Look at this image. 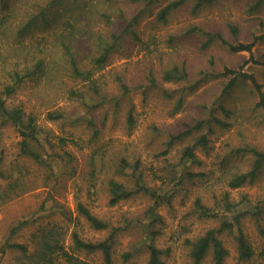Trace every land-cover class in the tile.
<instances>
[{
    "label": "rangeland",
    "instance_id": "374dc122",
    "mask_svg": "<svg viewBox=\"0 0 264 264\" xmlns=\"http://www.w3.org/2000/svg\"><path fill=\"white\" fill-rule=\"evenodd\" d=\"M49 1L53 0H0V22L4 19L0 25V89L23 62L31 64L44 57L51 69L47 75L26 77L6 100L8 105L22 104L36 116L40 132L32 146L44 161L22 153L17 127L0 121V264H32L43 228L52 229L59 244L81 260L104 264L99 250L74 249L72 233L98 240L105 238L111 227L118 228L112 246L114 264H145V231L151 207L159 216L154 223L159 230L154 243L164 250L163 259L167 264H191L187 238L217 228L224 217L220 210L217 216L201 215L194 200L200 198L217 210L215 202L226 189L238 203V226L254 254L249 260L238 257L234 224L232 231L224 229L218 234L228 250L223 263L264 264L259 255L264 245V165L252 181L237 188L228 186L234 174L250 168L251 148L264 150V106L258 104L259 92L249 77L239 76L232 87L223 89L235 72L242 71L253 74L264 95V36L256 40L251 51H232L226 43L249 42L264 34V0L253 9L250 7L257 0H212L196 12L183 5L164 20L156 13L167 0L143 6L146 11L135 24L138 39L126 36L107 64L94 72L95 83L105 98L97 93L68 98L69 88L84 90L90 84L70 77L66 55L60 56L55 36L66 27L68 15L78 9L72 0H54L42 16L41 8L47 7ZM87 1L107 7L113 14L118 5L133 14L139 3ZM110 2H114L113 8ZM34 14L38 15L34 22L17 34L20 25ZM107 21L96 14L90 28L109 32L112 24ZM122 26L121 21L119 29ZM210 32H218L225 42L216 36L203 47ZM90 44V38L74 43L82 68L91 67ZM173 65L183 66L187 78L164 81L162 71ZM225 67L235 72L224 73ZM150 71L154 83L149 79ZM122 83L128 88L126 92ZM49 112H60V116L50 118ZM128 114L133 117L131 128ZM217 118L222 122H217ZM198 120L203 125L194 129ZM191 127L190 132L166 146L171 135ZM201 134L208 138V146L196 145L197 160L187 165L198 174L179 178L177 170L184 167L179 163L182 150ZM167 148L168 152L163 153ZM123 157L130 165L139 160L146 184L155 189L158 199L138 192L109 203L110 178L134 185L132 168L127 174L118 169ZM79 202L106 220L109 227H91L78 210ZM225 214L233 222L234 213ZM18 223L8 238L9 230ZM6 241L24 244L26 249L11 247ZM128 251L129 257H123ZM57 260L66 264L65 257ZM200 264H213L212 250Z\"/></svg>",
    "mask_w": 264,
    "mask_h": 264
},
{
    "label": "trees",
    "instance_id": "16d2710c",
    "mask_svg": "<svg viewBox=\"0 0 264 264\" xmlns=\"http://www.w3.org/2000/svg\"><path fill=\"white\" fill-rule=\"evenodd\" d=\"M133 1L141 3L137 4V10L135 12H131L133 14H128L127 10L123 8L122 5H118L117 8L114 9L113 14L109 12V8L103 6L97 7L96 3H92L87 0L80 3L77 2V0H72V2L75 3L73 7H76L78 11L75 14L68 15L69 17H67L68 20H66V27L55 33V36L58 38L57 44H59V48L61 51L60 56H62V54L66 55V65L69 66L70 77H72L73 79H80L81 81H85L90 84L88 85V88L84 90L69 88L67 90L68 98L91 97L92 93H97L99 96L105 98L104 95L100 94L98 86L95 83L96 80L94 79V72L98 69H102L107 64V61L109 60L111 54L115 51V48L122 46L123 39L126 36L133 35L136 39H138L139 36L135 32V24L137 23L139 17H141V14L146 11L143 6L150 5L155 0ZM211 1L212 0H167V2L159 8L156 14L159 19L164 20L171 11L183 5H189L191 12H196L201 6ZM262 1L263 0H257L254 4L251 5L250 8L253 9L259 7ZM52 3H54V0L52 2L49 1L47 7L41 8L40 14H42V16L45 9L48 8ZM113 4L114 2H110V8H113ZM67 12L68 11L66 8V13ZM96 14L100 17H105L106 21H111L110 24H112V28L109 29V32L90 28V22L93 16ZM37 16L38 15L36 14L30 16L23 25H20L17 30V34H20L22 31H24V29H26L27 26L33 23ZM3 20L4 19H2V21L0 22L1 26H3ZM121 21L123 22V26L119 29ZM230 29L233 32H237V28L233 25H230ZM216 36L219 37V39H221L223 42H225L224 38H222V36H220L218 32H210L207 34L205 40L202 43V46L205 47L209 45ZM263 36L264 34L254 36V38L249 42L240 41L238 43H226L229 46V49L232 51H251L252 47L256 43V40ZM88 38L91 39L90 49L92 56L89 58L91 67L82 68L79 64L82 59L78 57L77 50L74 49V43H81ZM43 58L44 57L36 58L31 64H24L25 62H23L20 68L13 69L12 73L10 74V81L4 83L0 89L1 123H13L17 127L21 136L19 141L20 151L24 154L30 155L40 162L44 161L42 157L43 155L39 151H37L34 146H32V141L38 139L40 132V128L38 127V123L36 122V116L33 114V112H27L22 104L8 105L6 103V100L17 91L26 77H40L51 72L50 67H47V65H49V61L46 65ZM56 61H59V59L57 58ZM226 72L234 73L235 71L233 69L225 67L224 73ZM149 75L150 81L154 83L155 78L153 77L151 71ZM187 76L188 75L185 68L178 65H173L168 69H164L161 74V78L164 81H179L181 79L187 78ZM239 76L249 77L252 80L254 86L256 87V90L259 92L260 100L258 104H262L264 106L263 92L260 89V85L256 82L253 74L251 73L242 71L235 72L234 76H232L224 85V91L232 87ZM121 88L123 92H126L128 90L125 83L121 84ZM180 104L181 102L179 101L178 106ZM224 110H226L225 107ZM59 114L60 112H49L47 115L48 117L55 119L60 116ZM216 121L222 122L218 118L216 119ZM127 122L129 128H131V125L133 123V117L131 116V114H128ZM202 125L203 121L198 120L193 124L192 127L194 129H197ZM192 127L178 134L171 135L166 141V146L170 147L177 139L190 132ZM196 145H201L202 147L207 148L208 138L205 134L199 135L195 139L193 144L187 145L183 148L179 163L186 167V169L184 167H181L179 171L177 170V172H179L180 174L179 178H192L198 174L197 172H193L189 166L187 167V165L194 163L197 160L194 151ZM167 152L168 148L163 150V153L166 154ZM251 154L253 156V159L250 168L248 170L234 174L228 181L229 188H237L242 186L246 182L252 181L256 177L258 171L263 167L264 150L251 148ZM130 168H132L131 174L134 178V185L132 187L127 186L126 184L114 179L113 177L108 180L110 194L109 203L115 204L118 201L128 198L134 193L138 192L149 194L152 198L158 199L159 194L153 187L146 184L143 173L140 170L139 160H136L132 165H130V162L125 157L121 158L118 168L119 171L123 174H127V170ZM229 190L230 189L224 190L222 197L220 198L221 200H216L215 204L217 210H214V208H211L209 205L204 204L200 198H196L194 200L195 209L201 215L217 216L219 214L218 210H220L221 212L223 211L224 217L217 228H209L204 233L199 234L194 238H187L186 243L187 245H189L191 264H200L202 259L209 253L210 250H212L213 264H224V258L228 250L224 247L218 234L224 229H229L230 231H232L234 224L237 225V228L235 229V236L237 239L238 257L241 260H249L254 254L252 245L238 226L240 216L239 213H235V208L238 206V203L234 202L231 199ZM78 210L85 216L87 221H89L91 227L95 229H106L109 227V223L106 220H103L102 218L92 213L81 202L78 203ZM226 212L234 213V215L232 216L233 222L227 220L225 214ZM148 214L150 217V222L147 224L145 231L148 239V241L146 242L148 255L145 264H167L162 257L164 250L154 243V239L159 233V230L155 228L154 223L159 220V216L155 212V209L153 207L148 209ZM18 225L19 223L11 227V229L9 230L8 238L16 231ZM117 229L118 228L116 227H111L109 230V234L105 238L98 240L84 239L77 232H73L72 247L74 249L85 250L87 252H95L99 250L102 254L104 264H114L112 246ZM40 238V245L36 250V257L34 256L35 258L32 264H64L61 261L57 260V257H65L66 264H90L76 257L71 250L67 248L65 250L64 247L59 244V240L55 237L52 229L48 231L43 228L42 231H40ZM6 244L11 247L20 248L22 250L26 249V246L21 243H11L6 241ZM129 255L130 252L128 251V253L125 252L123 254V257L127 258L129 257ZM259 255L264 259V245L262 246Z\"/></svg>",
    "mask_w": 264,
    "mask_h": 264
}]
</instances>
